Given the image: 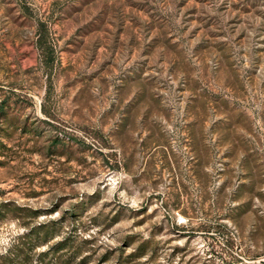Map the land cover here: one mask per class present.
<instances>
[{"label": "rangeland", "instance_id": "obj_1", "mask_svg": "<svg viewBox=\"0 0 264 264\" xmlns=\"http://www.w3.org/2000/svg\"><path fill=\"white\" fill-rule=\"evenodd\" d=\"M28 248L264 264V0H0V258Z\"/></svg>", "mask_w": 264, "mask_h": 264}, {"label": "trees", "instance_id": "obj_2", "mask_svg": "<svg viewBox=\"0 0 264 264\" xmlns=\"http://www.w3.org/2000/svg\"><path fill=\"white\" fill-rule=\"evenodd\" d=\"M43 231L44 230H42V231L38 230L35 234L36 238H40L41 233ZM45 231H46L45 232V238H44L43 242H47L48 238H49L50 230L47 229ZM42 244H44V243H42ZM59 245L65 246L64 243L63 244L61 243ZM66 248H68V247H57L56 252H60ZM32 252H33L32 248H28L27 252L24 251V249H21V251H10V252H8V254L6 256H2L0 258V264H24V263H28V262L31 263V262H33V259L31 257ZM38 262H42V261L39 259Z\"/></svg>", "mask_w": 264, "mask_h": 264}]
</instances>
